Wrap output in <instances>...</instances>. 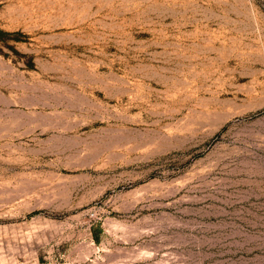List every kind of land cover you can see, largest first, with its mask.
Wrapping results in <instances>:
<instances>
[{"label": "rangeland", "instance_id": "obj_1", "mask_svg": "<svg viewBox=\"0 0 264 264\" xmlns=\"http://www.w3.org/2000/svg\"><path fill=\"white\" fill-rule=\"evenodd\" d=\"M0 264H264V0H0Z\"/></svg>", "mask_w": 264, "mask_h": 264}, {"label": "trees", "instance_id": "obj_2", "mask_svg": "<svg viewBox=\"0 0 264 264\" xmlns=\"http://www.w3.org/2000/svg\"><path fill=\"white\" fill-rule=\"evenodd\" d=\"M5 32L2 30V29H0V34H4Z\"/></svg>", "mask_w": 264, "mask_h": 264}]
</instances>
